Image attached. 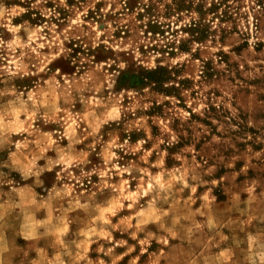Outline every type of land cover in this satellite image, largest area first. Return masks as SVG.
Wrapping results in <instances>:
<instances>
[{"label": "clouds", "instance_id": "obj_1", "mask_svg": "<svg viewBox=\"0 0 264 264\" xmlns=\"http://www.w3.org/2000/svg\"><path fill=\"white\" fill-rule=\"evenodd\" d=\"M207 2L211 6L213 0ZM47 3L35 0L31 4L47 18L37 21L39 27L27 21L13 26L12 17L29 9L9 8L0 0V29L11 34L0 31V154H4L0 156V264H120L125 257L129 258L127 264H264V150H255L249 131L255 128L264 142V93L255 86L251 96L247 91L254 81L264 80V58L249 56L248 67L243 69L244 87L236 85L234 91L229 90L231 117L221 136L211 139L197 131L191 114L184 111L181 127L175 131V114L165 116L157 139L143 115L126 123L129 114L137 117V109L151 106L144 103L145 97L138 98L135 92L114 94L111 83L99 75L93 77L95 70L84 67V57V75L73 76L67 83L56 80L62 75L59 68L53 71L49 67L51 60L71 51L64 48V40L84 43L94 39L99 43L103 35L107 43L112 25H119L124 18L123 14L117 18L124 0H75L72 5L68 0H51V8L44 7ZM101 3L104 6L97 10ZM143 3L148 5L149 0ZM172 3L164 0L160 4L161 17L164 5ZM241 3L245 32L251 34L246 39L252 47L264 22V4L260 0ZM190 16L199 19L196 11ZM118 67L127 65L121 62ZM146 67L154 69L156 65ZM24 77L36 85L35 91H21L14 83L15 78ZM74 90L91 93V103L84 99L87 115H62L65 107L61 101L70 99L68 94ZM105 90L107 98L102 95ZM125 96L134 102L125 106ZM205 107L201 104L193 111L204 115L201 108ZM53 123L59 128L53 130ZM113 124H125L128 132L142 130L146 136L135 144L121 142L119 132L110 131ZM189 127L190 147L178 153L180 166H176L166 149L180 143ZM238 140L252 143L243 154L239 149L227 151ZM149 142L152 147L146 148ZM200 143L205 146L198 150ZM161 144L166 149L162 150ZM96 155L102 162L95 161ZM237 159H244L240 170L235 167ZM226 165L225 175L215 179ZM12 171H21L22 182L31 181L29 191L44 187L49 180L45 174L53 172L60 187L47 198L37 199L32 192V199L21 205L15 199L18 182L10 178ZM241 175L246 183L236 182ZM93 176L98 177L96 182ZM221 184L230 194L225 205H217L211 195L212 188ZM201 187L207 188L203 197L197 193ZM201 199V208L192 209ZM21 214L25 223L18 227ZM21 233L29 241L27 248L16 242ZM114 233L127 238L115 239ZM153 242L156 250L150 251ZM92 243L99 244L98 251L108 260L87 258V246ZM117 248L124 251L118 253ZM49 249L55 251L51 259ZM33 251L38 259L32 258ZM145 255L147 260L142 261Z\"/></svg>", "mask_w": 264, "mask_h": 264}, {"label": "rangeland", "instance_id": "obj_2", "mask_svg": "<svg viewBox=\"0 0 264 264\" xmlns=\"http://www.w3.org/2000/svg\"><path fill=\"white\" fill-rule=\"evenodd\" d=\"M6 7H25L29 11L21 16H14L11 19L13 26L19 25L27 21L33 27H39L37 21L44 22L47 18L43 17L39 9L31 8V4L35 0H2ZM164 0H149L148 5H144L143 0H124V7L121 13H117V18L121 14L124 15L119 25L113 24L111 38L104 43L106 37L101 35L99 43L96 40H89L82 43L79 39L64 40L63 46L71 49L65 57L63 54L56 59L51 60L49 67L55 71L57 68L62 73L57 76L56 80L60 83H67L69 78L84 75L82 65V57L86 58L84 67L94 69L93 77L99 75L105 82L112 84V92L119 95L122 92H135L139 97H145L144 103L151 105L143 110L137 109V117L128 116L130 123L143 115L147 124L151 128L153 137L159 139L162 127V121L166 115H174L173 131L181 127L184 119V111L191 114L193 126L197 131H203L205 136L215 139L222 135V128L229 121L231 114L228 98L232 95V89L235 90L236 85L244 87L243 81L246 72L243 70L248 67L249 56L256 58H264V22L260 25V33L257 37V43L249 47L248 39L250 33L245 32V17L240 9L243 7L241 0H213L211 6H208L207 0H173V3L165 4L162 17L160 4ZM69 5L75 3V0H68ZM264 4V0H260ZM104 5L97 4L96 9L99 10ZM44 7H53L51 0ZM59 11V9H58ZM196 11L199 19L191 18L190 14ZM237 13H240L237 15ZM93 13L89 12V17ZM34 17L36 19H34ZM63 17V13H62ZM66 18V17H65ZM175 18V19H173ZM55 23V21H53ZM7 36H11L6 29H0ZM108 45H111L109 47ZM42 51H47L42 49ZM139 61V62H138ZM123 62L127 65L125 69H120L118 65ZM154 63L156 67L150 69L146 67L148 64ZM110 77V79H108ZM16 83L21 91H35L36 85L30 84L27 77L23 79L15 78ZM86 86V82H85ZM256 87L259 92L264 93V80L254 81L247 88L249 96ZM98 96L101 94H97ZM107 98L108 91L102 93ZM66 101H61V106L65 107L62 115L73 117L80 114L87 115L88 105L84 103V99H88L91 103V93L70 91ZM264 100V96L261 97ZM129 97L125 96L123 103L127 106L133 103ZM66 103V105L64 104ZM201 104L205 108H201L200 115L193 111ZM251 122L249 121V124ZM105 128L108 126L105 125ZM53 130L59 128L55 123L51 125ZM125 124H113L111 130H116L120 134V141L127 140L130 144H135L138 139L145 138L144 131L131 132L125 131ZM253 140L256 142V151L264 150V142L261 141V133L255 128L249 129ZM192 134V127H189L185 134L180 137L181 142L174 147L167 148L165 144H161L160 148L166 149L170 154V159L176 161V166H180V158L178 153L187 151L190 147L188 136ZM105 140L108 139L107 134ZM67 144V139L63 141ZM242 143L239 140L236 145L231 146L227 151H236L239 149L243 154L248 150L249 144ZM205 145L197 144V149H201ZM82 147V146H77ZM151 148L149 142L145 145ZM226 151V154H227ZM100 149L97 148V153ZM4 154H0L3 156ZM51 155V153H50ZM97 163L102 162L99 155L94 157ZM200 157H197L199 160ZM41 164L43 161L40 162ZM212 162L209 161V164ZM244 159H237L236 169L243 168ZM227 165L215 174V179H220L225 175ZM4 171H8L4 169ZM49 180L45 181L44 187H35L29 191L28 185L31 181H21V171H12L11 177L17 181L15 189L16 202L24 205L26 201L32 199V192L36 194L37 199L47 198L53 191L60 187L55 183L56 172L45 174ZM93 182L98 180L97 176L92 177ZM237 183H246L243 175L237 177ZM4 191H9L7 185ZM207 192L206 187L197 189V193L203 197ZM211 195L216 197L217 205H225L229 203L230 194L224 185H217L212 188ZM187 199V197H185ZM204 204L203 199L191 205L192 209L198 210ZM211 208L212 204L209 203ZM18 213H22L21 209H17ZM41 218V214H37ZM202 220L203 217H197ZM25 223V217L21 214L18 227ZM115 239L127 238L120 233H114ZM129 242L135 244L136 241ZM18 245L27 248L29 241L24 239L23 233L16 237ZM139 248V246H137ZM99 244L92 243L87 246V258L93 261L98 259L108 260V257L98 251ZM155 242L150 251H155ZM79 251V249H77ZM116 251L122 252L124 249L117 248ZM33 259H38L37 253H31ZM55 251L49 249V258L54 257ZM128 257L120 262L127 264ZM142 261L147 260V256L141 257ZM79 264H86V261H80Z\"/></svg>", "mask_w": 264, "mask_h": 264}]
</instances>
